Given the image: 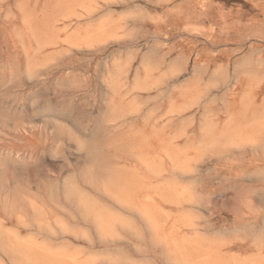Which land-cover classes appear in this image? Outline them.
<instances>
[{"label": "rangeland", "instance_id": "374dc122", "mask_svg": "<svg viewBox=\"0 0 264 264\" xmlns=\"http://www.w3.org/2000/svg\"><path fill=\"white\" fill-rule=\"evenodd\" d=\"M0 264H264V0H0Z\"/></svg>", "mask_w": 264, "mask_h": 264}, {"label": "bare ground", "instance_id": "6f19581e", "mask_svg": "<svg viewBox=\"0 0 264 264\" xmlns=\"http://www.w3.org/2000/svg\"><path fill=\"white\" fill-rule=\"evenodd\" d=\"M140 13V12H139ZM149 49V48H148ZM65 50V49H64ZM114 62V61H113ZM124 63H127V61L126 62H124ZM117 65V64H116ZM126 66V65H125ZM29 69V68H28ZM27 71V70H26ZM107 72V71H106ZM29 75V74H28ZM26 76V75H25ZM68 76V75H67ZM85 78V77H84ZM70 79V78H69ZM82 82H83V80H82ZM73 83H75V82H73ZM77 86V85H76ZM131 88V87H130ZM78 93V92H77ZM35 104V103H34ZM15 113V112H14ZM34 114V113H33ZM119 117V116H118ZM15 118V117H14ZM54 124V123H53ZM56 125V124H55ZM61 126V125H60ZM22 127V126H21ZM63 127V126H62ZM61 127V128H62ZM58 129V128H57ZM250 144V143H249ZM93 145V144H92ZM208 163V162H207ZM253 176V175H252ZM65 179V178H64ZM240 180V179H239ZM109 184V183H108ZM67 186V185H66ZM70 186V185H69ZM71 188V187H70ZM69 188V189H70ZM74 189V188H73ZM9 191V190H8ZM59 192V191H58ZM76 194V193H75ZM59 195V194H58ZM67 203V202H66ZM78 203V202H77ZM95 203V202H94ZM91 204H93V203H91ZM40 210V209H39ZM40 212V211H39ZM43 213V212H42ZM97 216V215H96ZM102 216V215H101ZM60 220V219H59ZM73 221V220H72ZM155 225V224H154ZM123 227H125V226H123ZM223 233V232H222ZM22 249V248H21Z\"/></svg>", "mask_w": 264, "mask_h": 264}]
</instances>
